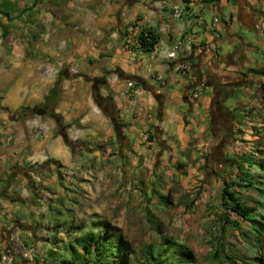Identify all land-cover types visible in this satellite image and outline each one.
<instances>
[{"label":"crops","instance_id":"obj_1","mask_svg":"<svg viewBox=\"0 0 264 264\" xmlns=\"http://www.w3.org/2000/svg\"><path fill=\"white\" fill-rule=\"evenodd\" d=\"M174 10L181 15L172 18ZM204 12L211 15L210 25ZM146 27L166 43L180 34L191 36L187 74L176 72L161 53L134 44ZM249 49L264 55V0H0V250L14 234L30 235L27 226L19 230L30 223L20 176L26 178L38 165L56 174L73 173L78 160L51 117L25 115L23 108L32 112L56 91L53 111L63 124L72 122L70 141L75 134L89 141L92 155L100 143L110 153L115 141L118 148H128L123 154L142 153L140 143L157 132L163 141L171 134L183 140V128L201 122L193 133L201 135L223 88L242 90L247 100L260 94L264 60ZM97 79L99 94L112 98L116 126L94 101ZM202 86L208 94L198 92L192 100L189 89L202 93ZM242 101L238 107L245 106ZM8 134L10 142L4 140Z\"/></svg>","mask_w":264,"mask_h":264},{"label":"rangeland","instance_id":"obj_2","mask_svg":"<svg viewBox=\"0 0 264 264\" xmlns=\"http://www.w3.org/2000/svg\"><path fill=\"white\" fill-rule=\"evenodd\" d=\"M203 18L210 25L208 12ZM248 53L264 60L254 49ZM202 88V93L199 88L197 91L206 96L207 88ZM227 93L222 92V96L224 105L231 109L230 139L226 146L216 147L222 154L210 164L206 151L212 137L207 117L199 136L193 133L201 122L191 130L183 128V140L173 134L160 140L157 131L156 138L146 136L138 146L142 153L131 149L123 154L124 146L118 148L115 141L110 153L97 143L98 153L92 155L89 141L72 135L81 143L71 141L78 155L73 173L56 174L38 165L26 178L20 176L21 188L26 191L25 218L30 223L19 230L27 226L30 235L14 234L2 264H23L26 260L75 264L77 254H82L80 239L87 231L95 232L93 223L98 221L116 228L127 242V264H150L145 258L147 249L157 246L162 235L192 251L190 264H241L240 259L248 255L257 256L258 264H264V228L254 231L251 222L229 209L231 201L222 198L225 181L238 199L253 207V219L264 224V100L258 93L247 100L239 89ZM239 99L245 106L238 107ZM32 114L38 113H25ZM102 114L108 117L104 111ZM64 125L61 134L70 140L67 133L73 129L72 122ZM14 194L18 198L17 191ZM248 236L257 238L258 249L251 246Z\"/></svg>","mask_w":264,"mask_h":264},{"label":"trees","instance_id":"obj_3","mask_svg":"<svg viewBox=\"0 0 264 264\" xmlns=\"http://www.w3.org/2000/svg\"><path fill=\"white\" fill-rule=\"evenodd\" d=\"M182 1L185 4L189 2V0ZM145 32L149 35L145 36ZM136 37L138 48L149 51L152 50L153 45L157 42L160 35L154 29L146 27L140 29ZM101 86V81L94 86V101L100 105L105 114H108V116L113 119V124L116 126V117L114 111L110 107L112 98L108 95L102 96L99 94V88ZM258 89L260 91L261 99L264 100V82L259 84ZM56 97L57 93L51 92L50 95L45 97L43 104L37 105L36 108L41 110L45 109L44 115L54 118L58 131L61 133L65 125L60 116L53 111V104L51 103ZM23 110H25V113H31L26 111V108H23ZM148 137L150 138L151 136L148 135ZM259 166L263 167L261 163ZM230 185L231 184L224 181L222 196L223 199L228 198L231 201L229 209L240 218L251 222L254 231L263 229L264 224L253 219V207L245 205L240 199H238L235 195V191ZM222 203L226 204L225 201H222ZM262 217L264 219V216ZM225 222H227V220H225ZM93 226L94 228H97V232L87 231L80 239L82 254H77L76 257L79 261L75 264H127L129 261L126 252L128 244L122 240L117 229L109 226L108 223L103 221L94 222ZM248 237L250 238L251 246L258 249L257 238H252L251 236ZM8 249L9 246L7 243L6 246L0 250V260L2 258V253H6ZM145 258L150 261V264H190L194 260L193 253L187 246L164 235L161 236L160 242L157 246L153 247L152 245V247L147 249ZM231 261L234 262L233 258H231ZM240 262L241 264H258V258L255 255H248L245 258L240 259Z\"/></svg>","mask_w":264,"mask_h":264},{"label":"built area","instance_id":"obj_4","mask_svg":"<svg viewBox=\"0 0 264 264\" xmlns=\"http://www.w3.org/2000/svg\"><path fill=\"white\" fill-rule=\"evenodd\" d=\"M180 15L181 12L178 10H174L172 12L170 11V16L172 18H177ZM132 27H130L129 30H132ZM144 35L147 36L149 34L145 32ZM190 40V35L184 37L180 34L179 37L174 39L172 42L166 43L159 37L157 42L153 45L152 50H154L157 54L161 53L166 60L170 61L172 68L176 72L180 74H187L192 68V61L187 57V52L190 49ZM133 42L138 45L137 37H134ZM189 95L192 100H195L198 97L197 88H191L189 90ZM11 138L12 136L10 134L5 137L7 141Z\"/></svg>","mask_w":264,"mask_h":264},{"label":"flooded vegetation","instance_id":"obj_5","mask_svg":"<svg viewBox=\"0 0 264 264\" xmlns=\"http://www.w3.org/2000/svg\"><path fill=\"white\" fill-rule=\"evenodd\" d=\"M241 59V58H240ZM100 82L99 79L94 81V86ZM190 90V89H189ZM230 89H227L226 87L223 88V90L219 91V95L217 97H220V104L216 105L214 109H210V112L208 113V123L210 125V136L212 137V144L207 148L206 151V159L208 161V164H210V160H214L216 158V155H221L222 152H216L217 146H226L227 140L230 139V132L227 131L229 129V116L231 109L228 106L222 105L223 103V97L222 92L227 93ZM230 93V91H229ZM228 94V93H227ZM222 102V103H221ZM213 108V107H212ZM40 111H45V109H39ZM218 113V114H217ZM219 117V119L216 121L215 118ZM220 124V128L217 127ZM73 144H80L78 141L73 142ZM222 150V149H221ZM216 162V159H215Z\"/></svg>","mask_w":264,"mask_h":264},{"label":"water","instance_id":"obj_6","mask_svg":"<svg viewBox=\"0 0 264 264\" xmlns=\"http://www.w3.org/2000/svg\"><path fill=\"white\" fill-rule=\"evenodd\" d=\"M32 112H36L38 114H43V111H40L39 109H36V108H32ZM62 137L64 138L66 144H68V145L71 144V141L69 139H66L67 138L66 134L62 135Z\"/></svg>","mask_w":264,"mask_h":264}]
</instances>
